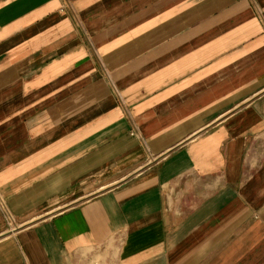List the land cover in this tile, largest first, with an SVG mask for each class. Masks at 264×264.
Wrapping results in <instances>:
<instances>
[{
	"label": "crops",
	"instance_id": "1",
	"mask_svg": "<svg viewBox=\"0 0 264 264\" xmlns=\"http://www.w3.org/2000/svg\"><path fill=\"white\" fill-rule=\"evenodd\" d=\"M0 264H264V0H0Z\"/></svg>",
	"mask_w": 264,
	"mask_h": 264
}]
</instances>
